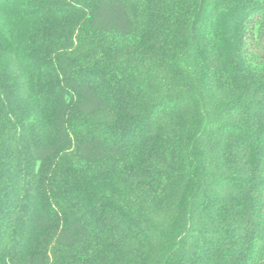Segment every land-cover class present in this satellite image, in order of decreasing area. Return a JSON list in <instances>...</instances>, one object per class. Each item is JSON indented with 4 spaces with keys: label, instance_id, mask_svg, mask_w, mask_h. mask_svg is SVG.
<instances>
[{
    "label": "trees",
    "instance_id": "obj_1",
    "mask_svg": "<svg viewBox=\"0 0 264 264\" xmlns=\"http://www.w3.org/2000/svg\"><path fill=\"white\" fill-rule=\"evenodd\" d=\"M0 264H264V0H0Z\"/></svg>",
    "mask_w": 264,
    "mask_h": 264
}]
</instances>
